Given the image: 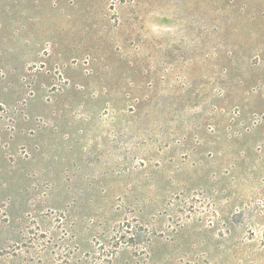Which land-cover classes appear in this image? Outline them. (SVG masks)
<instances>
[{"label": "rangeland", "instance_id": "1", "mask_svg": "<svg viewBox=\"0 0 264 264\" xmlns=\"http://www.w3.org/2000/svg\"><path fill=\"white\" fill-rule=\"evenodd\" d=\"M0 264H264V0H0Z\"/></svg>", "mask_w": 264, "mask_h": 264}]
</instances>
